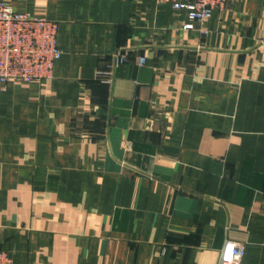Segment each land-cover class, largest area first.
<instances>
[{"label": "crops", "instance_id": "obj_1", "mask_svg": "<svg viewBox=\"0 0 264 264\" xmlns=\"http://www.w3.org/2000/svg\"><path fill=\"white\" fill-rule=\"evenodd\" d=\"M0 1L62 50L52 78L0 84L13 264H218L227 242L264 264V0L192 30L155 0Z\"/></svg>", "mask_w": 264, "mask_h": 264}, {"label": "built area", "instance_id": "obj_2", "mask_svg": "<svg viewBox=\"0 0 264 264\" xmlns=\"http://www.w3.org/2000/svg\"><path fill=\"white\" fill-rule=\"evenodd\" d=\"M235 0H155L158 5H170L185 12L188 22L184 30L194 29L196 22L210 19L216 11L228 9ZM59 25L56 21L18 12L10 4L0 1V84L5 88L10 79L27 82L52 78L56 61L61 58L58 46ZM127 61L119 50L113 52L106 64L107 74ZM146 57H140L144 65ZM245 247L227 242L218 264H242ZM0 264H13L8 252L0 249Z\"/></svg>", "mask_w": 264, "mask_h": 264}]
</instances>
